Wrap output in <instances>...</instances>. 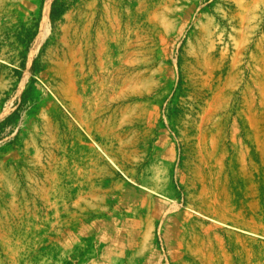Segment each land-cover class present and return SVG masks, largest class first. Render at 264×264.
Returning <instances> with one entry per match:
<instances>
[{"label": "rangeland", "instance_id": "374dc122", "mask_svg": "<svg viewBox=\"0 0 264 264\" xmlns=\"http://www.w3.org/2000/svg\"><path fill=\"white\" fill-rule=\"evenodd\" d=\"M0 264H264V0H0Z\"/></svg>", "mask_w": 264, "mask_h": 264}, {"label": "trees", "instance_id": "16d2710c", "mask_svg": "<svg viewBox=\"0 0 264 264\" xmlns=\"http://www.w3.org/2000/svg\"><path fill=\"white\" fill-rule=\"evenodd\" d=\"M56 15H57V13L55 12V8L53 7L52 10H51V17L55 18Z\"/></svg>", "mask_w": 264, "mask_h": 264}, {"label": "bare ground", "instance_id": "6f19581e", "mask_svg": "<svg viewBox=\"0 0 264 264\" xmlns=\"http://www.w3.org/2000/svg\"><path fill=\"white\" fill-rule=\"evenodd\" d=\"M49 5V4H48Z\"/></svg>", "mask_w": 264, "mask_h": 264}]
</instances>
